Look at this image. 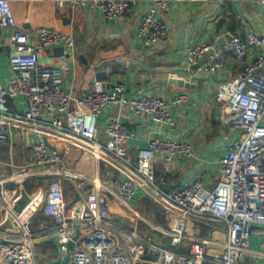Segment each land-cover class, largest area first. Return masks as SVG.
Masks as SVG:
<instances>
[{
	"label": "built area",
	"instance_id": "built-area-1",
	"mask_svg": "<svg viewBox=\"0 0 264 264\" xmlns=\"http://www.w3.org/2000/svg\"><path fill=\"white\" fill-rule=\"evenodd\" d=\"M58 4H70L78 8L87 4L98 8L106 19L123 15L139 0H54ZM172 0H153L151 9L142 19L139 35L148 46H153L168 35V26L161 13L168 9ZM177 2H236L238 0H173ZM264 5V0H261ZM0 26L12 29L11 44L14 53L9 67L13 77L8 88L0 85V152L10 141L12 130L31 128L38 135L34 145L35 163L42 168L62 162L58 147L50 140L66 142L77 149L90 153L107 164L114 176L110 189L121 200H135L137 191L144 187L153 202L165 213L176 219L168 228L153 230L169 237L170 246L178 247L185 238L186 218H209L224 222L228 227L227 243L217 264H242L245 260L255 226L264 228V36L248 33L245 37L228 33L230 40L216 50L214 44H198L189 50L187 59L191 64H201L203 71L214 73L221 70L228 55L236 60L251 62L234 79L223 83L218 90L222 102L220 120L232 131L241 133L239 139L224 153L220 160L221 178L213 189L207 188L198 179L185 188L170 192L165 190V180L158 178L154 159L166 154L168 162L178 155L192 156L190 142L154 137L148 146L139 150L133 160L125 148L132 134L120 119L110 120L105 127L106 141L98 139V120L108 107H126L154 121L176 127L172 108L188 103L189 95L181 93L170 100L157 96L129 98L123 85L110 88L96 83L95 89L74 98L65 88L64 79L70 65L47 67L40 63L41 54L57 46L73 50L76 46L71 33L39 27L30 36L20 30L10 0H0ZM3 34L0 32V43ZM23 97L28 109L23 113L12 112L9 99ZM72 103L76 110L71 111ZM47 193L32 196L31 203L21 214L14 211L20 196L3 192L8 203V213L14 225L0 232V264H39L36 244L46 236L34 234L29 228L30 219L36 212L51 217L55 223V235L62 249L76 234L80 236L71 252L69 264H145L149 248L159 255L153 264H203L204 244L195 242L191 255L184 256L144 240L138 230L116 229L111 220L108 204L109 188L103 187L100 179H90L66 167L56 174ZM28 176L22 171L13 179L22 183ZM61 178L77 181L81 190L89 183L92 192L68 209ZM113 188V189H112Z\"/></svg>",
	"mask_w": 264,
	"mask_h": 264
},
{
	"label": "crops",
	"instance_id": "crops-1",
	"mask_svg": "<svg viewBox=\"0 0 264 264\" xmlns=\"http://www.w3.org/2000/svg\"><path fill=\"white\" fill-rule=\"evenodd\" d=\"M20 30L30 38L36 28L46 27L71 33L76 46L70 50L57 46L41 54L40 63L47 67L67 62L71 70L65 76L64 88L74 97H80L95 89L96 83L110 88L123 85L129 98L157 96L170 100L175 95L186 93L189 101L183 106L172 108L176 123L173 129L152 118L136 114L126 107H108L98 120V139L106 141L105 127L110 120L120 119L132 134L125 144L128 155L136 160L139 150L148 146L154 137L185 140L192 144L193 155H178L168 162L166 154L160 153L154 159V170L158 178L165 180L164 188L170 192L179 191L200 179L207 188L213 189L221 178L220 160L241 136L240 132L229 130L220 120L222 102L218 99L219 87L236 78L251 62L236 60L228 55L224 67L214 73L203 71L201 64H191L187 54L198 44L220 42L233 33L245 37L248 33L264 36V5L261 0H238L236 2H177L171 1L167 10L161 13L168 26V35L160 43L148 46L139 35V28L145 14L151 9L153 0H139L123 15L106 19L104 14L91 4L73 8L70 4H58L54 0H10ZM0 43V85L8 88L13 73L9 67L14 53L11 44L12 29L2 30ZM223 45V46H224ZM62 48V49H61ZM104 72L106 78L97 80V74ZM12 112L23 113L28 109L23 97L9 99ZM76 110L72 103L71 111ZM38 135L31 128L12 130L10 141L0 152V232L12 227L8 220V203L3 192L15 197L22 195V189L30 196L47 193L50 183L59 178L56 174L66 167L90 179H100L102 186H112L114 176L119 172L105 163L98 162L90 153L58 140H50L51 146L59 148L62 162L56 166L42 168L35 163L34 145ZM27 172L25 184H17L14 177ZM68 209L83 201L92 192V184L78 190L77 181L61 178ZM67 189V193H65ZM113 189V188H112ZM111 220L116 229L138 230L144 240L190 256L195 242L204 244L203 264H217L225 249L228 237L227 225L209 218H186L183 242L171 247L169 237L153 230L154 227L168 229L175 217L162 211L151 199L144 187L137 191L135 200H121L112 190L108 192ZM29 228L34 234L46 236L37 242V250H54L59 256L58 246L53 238L56 223L41 211L30 219ZM49 254V253H48ZM37 258V255H36ZM159 255L147 248L145 264H153ZM38 261V259H37ZM44 262H39L42 264ZM242 264H264V228L255 226L249 252Z\"/></svg>",
	"mask_w": 264,
	"mask_h": 264
},
{
	"label": "water",
	"instance_id": "water-1",
	"mask_svg": "<svg viewBox=\"0 0 264 264\" xmlns=\"http://www.w3.org/2000/svg\"><path fill=\"white\" fill-rule=\"evenodd\" d=\"M226 41L225 44L230 40V36L225 37ZM224 45V44H223ZM220 42L217 44L215 47L216 50L220 49L223 46ZM62 49V48H61ZM214 75H216V72H214ZM106 78V75L104 72H99L97 74V80H101ZM26 181L24 180L22 183H17L19 185L25 184ZM32 201V196L26 193V190L22 189V195L19 198V200L15 203L14 205V211L17 214H21L23 210L31 203ZM9 222L14 225L13 222V217L11 215L8 216ZM80 236V226H77L76 234L73 236L72 240H70L67 244L64 246L66 247V251L62 249V244L59 240V237L57 235L53 236L52 239L56 241V244L58 246V251H59V256L56 259L49 260L47 262H44L42 264H69V260L71 257V252L75 249L76 247V241L78 240Z\"/></svg>",
	"mask_w": 264,
	"mask_h": 264
},
{
	"label": "rangeland",
	"instance_id": "rangeland-1",
	"mask_svg": "<svg viewBox=\"0 0 264 264\" xmlns=\"http://www.w3.org/2000/svg\"><path fill=\"white\" fill-rule=\"evenodd\" d=\"M65 193H67V189H65ZM48 250H49V252L46 251V250H41V249L37 250L36 254H37V259H38L39 262H44L45 259L50 257V256L51 257H56L57 253L54 250H52V249L51 250L48 249Z\"/></svg>",
	"mask_w": 264,
	"mask_h": 264
}]
</instances>
